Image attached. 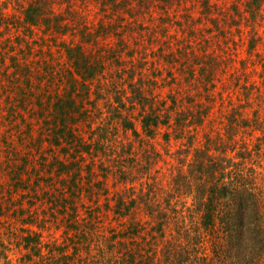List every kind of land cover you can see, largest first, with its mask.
<instances>
[{
    "label": "trees",
    "instance_id": "16d2710c",
    "mask_svg": "<svg viewBox=\"0 0 264 264\" xmlns=\"http://www.w3.org/2000/svg\"><path fill=\"white\" fill-rule=\"evenodd\" d=\"M25 1L0 0V26L13 22L5 12L17 4L22 5L30 27L48 23L39 3L49 0L32 1L34 5L28 7ZM67 50L75 68L85 70L87 75L80 82L87 85L78 94L81 89L76 86L82 84L72 78L77 94L71 91L67 100L58 97L54 119L45 122L47 134L64 152L63 159L56 156L51 164L56 166L57 161L58 171L65 172L61 185L55 183L46 196L52 214L61 213L66 224L76 229L73 235L66 231L70 238L64 237L59 244L45 243L36 232L18 234L21 257L15 262L8 252L13 249L0 245V264L262 263L264 193L253 185L258 175L255 170L235 160L247 159L254 147L264 144V135L254 137L257 131L264 133V112L259 107L245 109L246 105L255 107L250 100L233 102L224 136L223 132L218 138L206 133V142L196 147L190 127L194 117L189 113L196 109L192 114L199 124L212 109L196 103L192 91L204 81L208 84L210 71L215 69L211 59L203 61L206 65L182 63L178 76L176 64V70L169 71L174 81L166 82V76L161 80L165 86L176 83L178 87H169L170 93L159 97L152 87L156 79L151 83L143 67L121 64V81L128 86L117 87V80L109 84V76L97 66L81 64L80 52ZM96 76L97 95L92 99L93 89L85 80ZM101 99L106 105L117 101L105 119L91 108H99ZM119 124L122 138L114 127ZM79 127L88 128L89 135L79 133ZM204 231L214 238H205Z\"/></svg>",
    "mask_w": 264,
    "mask_h": 264
},
{
    "label": "rangeland",
    "instance_id": "374dc122",
    "mask_svg": "<svg viewBox=\"0 0 264 264\" xmlns=\"http://www.w3.org/2000/svg\"><path fill=\"white\" fill-rule=\"evenodd\" d=\"M32 1L39 0H26L24 5L28 7ZM39 4L48 23L30 27L22 5L17 4L18 8L12 6L5 12L13 22L0 26V245L13 249L8 252L15 262L22 255L16 245L18 234L36 232L45 243L59 244L64 237L70 238L68 231L73 235L76 229L66 224L61 213L52 214L46 196L55 183L61 185L65 172L58 171L57 161L56 166L51 164L56 156L63 159L64 152L47 134L45 122L54 119L59 98L69 99L75 89L72 78L79 83L87 75L84 69L75 68L68 48L83 55L81 64L97 66L109 76V84L111 79L117 80V87L128 86L121 81V64L143 67L151 83L156 79L152 87L159 97L178 87L176 83L165 86L161 80L166 76V82L174 81L169 71H175L176 64L178 76L182 63L206 65L211 59L215 69L210 71L208 84L204 81L192 91L196 103L212 107L203 123L198 124L199 118L192 114L196 109L189 113L194 117L190 127L196 147L206 142V133L218 138L223 132L224 136L233 102L250 100L255 107L246 105L245 109L259 107L264 112V0H49ZM199 67L196 64L198 71ZM98 79L85 80L93 89L92 99ZM80 83L78 94L86 91L87 84ZM113 103L117 101L106 105L101 99L99 108H91L105 119ZM114 127L122 138L120 124ZM87 131L85 127L79 133L88 136ZM261 135L264 133L257 131L253 136ZM253 152L247 159L235 161H245L246 169L255 170L258 175L253 185L264 193V144ZM204 233L205 238H214L213 233Z\"/></svg>",
    "mask_w": 264,
    "mask_h": 264
}]
</instances>
